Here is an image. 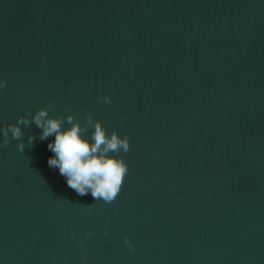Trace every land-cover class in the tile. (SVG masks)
Instances as JSON below:
<instances>
[{"label": "water", "instance_id": "water-1", "mask_svg": "<svg viewBox=\"0 0 264 264\" xmlns=\"http://www.w3.org/2000/svg\"><path fill=\"white\" fill-rule=\"evenodd\" d=\"M0 80V128L52 101L130 142L105 204L48 166L54 136L9 134L0 264H264V0H0Z\"/></svg>", "mask_w": 264, "mask_h": 264}, {"label": "clouds", "instance_id": "clouds-1", "mask_svg": "<svg viewBox=\"0 0 264 264\" xmlns=\"http://www.w3.org/2000/svg\"><path fill=\"white\" fill-rule=\"evenodd\" d=\"M7 82L0 80V90L4 89ZM98 103L111 105L110 96L98 98ZM55 111L52 101L46 107L39 108L35 114L29 111L26 115L17 117L15 123L6 124L0 128V148L7 147L11 139L19 141L16 145L20 153H24V133L21 125L25 128L35 125L42 129L39 135L41 141L54 136V141L48 143V149L54 154L49 157L47 163L50 168H58L61 176L65 177L69 188L78 195L84 196L91 193L96 201L112 204L118 198L124 180L128 174V164L121 155L130 150L129 137L120 136L116 130L109 134L102 122L95 119L92 110H89L82 124L72 114L65 116H50ZM65 123L70 125L64 127ZM92 128L91 137L87 133ZM36 139L34 135L27 137L28 145L33 146ZM66 200V199H64ZM70 202L69 200H66ZM72 203V202H71ZM82 207H91L92 205ZM72 235H75L73 231ZM91 231L85 236H91ZM124 243L134 249V244L128 238Z\"/></svg>", "mask_w": 264, "mask_h": 264}]
</instances>
